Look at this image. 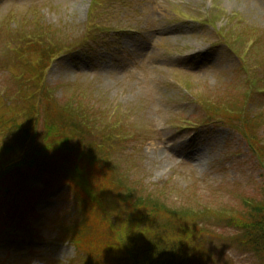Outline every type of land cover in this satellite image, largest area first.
I'll return each mask as SVG.
<instances>
[{
    "label": "rangeland",
    "instance_id": "1",
    "mask_svg": "<svg viewBox=\"0 0 264 264\" xmlns=\"http://www.w3.org/2000/svg\"><path fill=\"white\" fill-rule=\"evenodd\" d=\"M27 20L56 30L52 42L71 48L56 56L40 84L52 90L56 104L80 107L82 117L92 114L96 128L80 136L87 145L98 142L111 149L114 169L85 176L86 190L94 193L103 171L106 180L117 173L124 181L117 198L130 192L134 202L158 201L174 216L168 233L143 232L141 242L174 244L169 234L183 235L198 247L199 264H257L243 250L238 221L264 198V142L252 153L241 129L226 120L210 121L205 107L220 106L227 96L239 98L232 116L234 125H242L238 112L253 79L251 119L264 115V0H0L3 94L34 74L37 57L29 67H16L6 52L13 46L8 33L17 26L24 31ZM237 29L245 39L258 40L246 57H240L244 42ZM44 108L42 103H0V118L12 119L11 132L16 131L11 137L0 122V151L16 149L18 127H30ZM258 122L264 139V117ZM109 126L113 136L105 142L100 132ZM44 133L41 125L37 146L28 145L0 172V185L13 186L9 198L20 195L19 207L6 220L9 230L0 237V264L87 261L74 237L83 217L70 182L81 163L50 151L36 159L46 145ZM80 133L66 132L71 147L83 144ZM110 184L99 187L109 191ZM130 233L127 241L134 246Z\"/></svg>",
    "mask_w": 264,
    "mask_h": 264
},
{
    "label": "trees",
    "instance_id": "2",
    "mask_svg": "<svg viewBox=\"0 0 264 264\" xmlns=\"http://www.w3.org/2000/svg\"><path fill=\"white\" fill-rule=\"evenodd\" d=\"M21 27L24 31L19 30L17 26L16 29L8 33V38L13 46L6 51L9 52L7 59L16 67H29V64L32 63L29 61L33 60V57H37L32 70L34 74L31 78L33 79L30 78L25 82L18 80L6 93L3 94L0 91V98H3L0 103H13L16 101L17 103H42L45 108L33 119V124L30 127L25 125L21 126L22 128L18 127L17 134L19 137L17 142L19 146L16 149L10 148L0 151V172L5 169L12 157L24 154L28 145H31V147L37 146L35 141L39 139L41 125H43L46 145H42L41 150L36 153V159L43 158L45 152L50 151L56 156L60 155L63 158L64 156H71L73 159L78 158L81 163L80 166L76 165V175L70 182H72V187L77 192V195L74 194L78 203L77 214L83 217L82 225L80 226L79 224L76 227L75 230L77 232L74 233V237L78 240L79 251H82L83 256H87V261L84 264H199L200 252L198 247L196 249L191 244L192 239H187L183 235L176 237L174 234H169L174 238L171 241L177 242L174 244H163L162 242L146 243L147 240L144 239L142 242L140 241V236L143 232L151 234L154 232L153 236H155V233L158 235L159 232L168 233L167 230L172 227L174 216L167 213L166 208L161 206L158 201L146 200L139 203L137 200V202H134L130 192H125L124 196L117 198L116 189L119 186H123L122 182H124L119 174L113 173L106 180L105 172L103 171L102 178L100 176L96 178L98 184L93 189L94 193L92 189L90 192L86 190L85 186L89 184L85 176L87 177L90 174L95 176L98 169H114L113 166L110 167V165H113L111 149L108 148V145L98 142L95 145L89 143L87 145L84 141V136H80L87 129L92 131L96 128L93 121H91L92 114L89 113L88 116L82 117L84 115L78 112V110L82 111L80 107L76 111L73 108L56 104L51 97L50 91L52 90H46L47 87L45 88L43 84H40L45 78L44 74L49 69L50 64L57 58L56 56L59 55L58 57H60L71 48L64 46L62 42V45L52 42L56 35V30L49 26L45 27L39 21L27 20ZM237 31L239 39L244 42L240 57H246L253 48L255 49L259 45L257 44L258 40H253L251 36L245 39L244 32L238 29ZM222 38L226 40L224 32ZM1 51L4 52L5 50ZM2 62L3 60H0V64ZM244 70L246 71L247 67H244ZM256 83L253 79H249V90H247L246 94L248 98L241 102L243 104L242 109L238 113L243 115L241 119L242 125H234L233 123L236 120L232 116L237 113L234 112V108L240 103L239 98H229L226 95L224 103H221L220 106L205 107L206 116L210 118V121L211 119L215 122L219 120L224 122L226 120L234 130L239 131L241 129L240 132H242L246 143L251 147L254 154L257 153L258 142H264V139L258 135L256 130V127L260 124L258 120H261L264 115L252 114L257 120L255 121L251 119L250 113L252 112L249 109V105L253 101L252 94L254 87L257 85ZM262 90L261 87L258 88L257 93L259 91L262 92ZM261 95H264V93H261ZM0 122L9 127V132L12 131V119L2 117ZM72 129L81 132L78 138L83 144L80 147H71L70 137L65 136L66 132ZM116 129L118 131V128ZM113 130L114 127H104L100 132V134H104L102 140L109 142L112 139ZM249 130L252 131V134H249ZM15 133L16 131L11 132V137ZM114 150L115 148L112 149V151ZM17 160L19 161L20 159ZM20 165L27 164L22 161ZM262 168L264 172V167ZM111 171L109 174H111ZM106 181L108 183L112 181L113 184H110L111 187L109 189L111 190L109 191L99 187L106 184ZM89 183L91 186H95L94 180ZM5 184L0 185V215L4 217L0 218V237L9 230L8 224L10 223L6 220H11V212H16L20 205L18 197L20 195H12V198H9L10 189L13 191V186L12 184ZM117 191L119 190L117 189ZM5 206L9 207V209H5ZM248 208L249 217L241 220L242 222L238 221V224H240L239 229L244 233L242 238L243 250L253 255L257 264H264V198L259 206L249 205ZM25 210L23 207L20 211L23 212ZM87 221H89V224L85 228L83 224L87 223ZM130 224L132 227H129ZM128 229L131 232L129 239H133L134 246L129 245L132 243L127 241L126 234ZM116 233H120L119 239ZM193 236L197 237L196 232L193 233ZM101 238H105L104 243L100 242ZM148 238L151 237L147 236Z\"/></svg>",
    "mask_w": 264,
    "mask_h": 264
}]
</instances>
